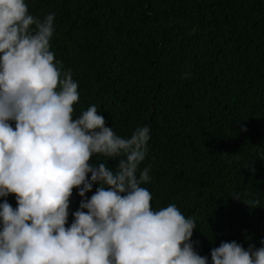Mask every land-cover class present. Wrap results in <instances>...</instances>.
<instances>
[{
  "label": "trees",
  "instance_id": "obj_1",
  "mask_svg": "<svg viewBox=\"0 0 264 264\" xmlns=\"http://www.w3.org/2000/svg\"><path fill=\"white\" fill-rule=\"evenodd\" d=\"M27 3L55 13L52 51L79 82L76 114L95 105L125 137L150 128L152 206L193 217L209 259L222 241L259 247L264 207L244 200L264 204V0ZM80 200L74 189L71 211Z\"/></svg>",
  "mask_w": 264,
  "mask_h": 264
},
{
  "label": "clouds",
  "instance_id": "obj_2",
  "mask_svg": "<svg viewBox=\"0 0 264 264\" xmlns=\"http://www.w3.org/2000/svg\"><path fill=\"white\" fill-rule=\"evenodd\" d=\"M54 21L0 0V264H264V239L222 241L209 259L193 217L152 206L151 167L141 169L150 128L125 137L95 105L76 114L79 82L55 59Z\"/></svg>",
  "mask_w": 264,
  "mask_h": 264
}]
</instances>
